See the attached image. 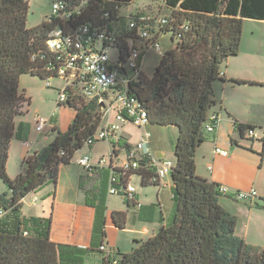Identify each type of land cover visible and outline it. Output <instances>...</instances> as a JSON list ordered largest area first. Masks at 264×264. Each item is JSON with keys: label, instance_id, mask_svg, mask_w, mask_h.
Here are the masks:
<instances>
[{"label": "trees", "instance_id": "16d2710c", "mask_svg": "<svg viewBox=\"0 0 264 264\" xmlns=\"http://www.w3.org/2000/svg\"><path fill=\"white\" fill-rule=\"evenodd\" d=\"M132 1L64 0L58 17H46L28 27L27 0H0V180L6 188L0 193V209L4 216L17 214L31 192L48 183L55 185L60 165L70 163L102 124L98 102L72 85L66 102L60 105L75 111L69 128L54 130L53 140L27 156L23 171L10 179L6 163L14 121L22 115L24 103H29L18 91L20 77L57 78L62 60L47 48L50 32H72L83 24L109 28L119 20V10ZM161 1L170 15L167 24L158 27V34L170 33L175 45L164 52L150 77L138 76L129 93L146 110L148 124L177 129L170 173L175 211L169 226L135 242L130 252L117 253V264H264V247L253 248L235 234L236 217L220 206L218 186L195 174V152L205 140L208 113L217 103L214 83L223 81L221 66L238 54L243 20L264 21V0ZM114 33V48L123 59L126 39L134 32L126 26ZM238 126L241 134L254 129ZM111 218L116 227H123V213L112 212ZM1 220L0 264H59L58 245L48 234L49 221L44 224L45 233L24 235L21 222L8 232ZM102 264L111 262L104 259Z\"/></svg>", "mask_w": 264, "mask_h": 264}, {"label": "crops", "instance_id": "0c3cea01", "mask_svg": "<svg viewBox=\"0 0 264 264\" xmlns=\"http://www.w3.org/2000/svg\"><path fill=\"white\" fill-rule=\"evenodd\" d=\"M49 15L50 8L43 20ZM250 21L254 20H243V36L238 54L230 57L220 68L223 81L214 83L217 103L208 115L216 114L219 124L213 133L204 129L205 140L195 152V174L218 187L228 188L227 193H219L218 200L226 212L236 217L235 234L251 247L261 249L264 247V46L261 38H254L253 30L244 33V24ZM250 26L248 24L247 27ZM148 50L150 49H144L143 52ZM59 80L61 87L62 80ZM235 80L245 83L238 84ZM23 81L21 79L19 84ZM29 105L30 113H24L22 109V115L14 121V136L6 163V173L10 179L23 171V161L27 156L46 146L48 132L58 129L61 131L57 121L51 123L52 111L46 110L42 112L45 116H40L38 108H32L30 101ZM55 107H58L56 101ZM31 109L37 112L31 113ZM34 115L47 119V132L45 129L43 133L35 131ZM104 123L105 119H102L101 127ZM238 125L254 127V136L249 137L247 130L241 134ZM131 126L133 127L129 123L124 124L117 134L115 154L122 158L116 159L113 164L119 165L123 160L127 150L123 145L132 147L140 140L144 131L150 134L149 145L156 157L164 158L168 154L167 146L159 147L152 140L151 132L154 129H149L148 124L143 128L136 127L138 132L129 135L126 130ZM256 130L260 132L259 135ZM239 140L249 142L250 145L242 144ZM98 142L105 141L94 144ZM92 146H87L88 155L78 156V150L70 163L60 165L56 184L48 183L35 191L40 192L39 200L34 197L24 205L27 196L34 193L31 192L22 200V207L17 214L1 218L4 230L13 232L18 222H21L22 230L28 235L45 233L44 224L49 221L48 234L50 240L58 245L59 264H102L107 255L99 250L102 244L107 247L111 258L119 259L117 253L130 252L135 242L154 236L160 228L169 226L173 220L176 202L170 175L158 185L146 182L144 185L141 177L134 174L131 184L135 191L131 200L122 194L109 195L108 167H101L89 175L77 163L82 156H88L92 163L104 157L97 158L92 153ZM111 148L112 144H108V153ZM216 148L227 151L228 156L215 154ZM173 150L174 147L172 152ZM257 166L259 168L256 169ZM227 173L233 177L227 176ZM135 178L139 179L138 183L134 182ZM251 189L257 191L259 198L248 201L234 198L236 191ZM114 196H117L118 201L114 200ZM24 206L29 208L27 216L24 215ZM112 212L124 214L122 228L115 226L111 218Z\"/></svg>", "mask_w": 264, "mask_h": 264}, {"label": "built area", "instance_id": "2783aa9c", "mask_svg": "<svg viewBox=\"0 0 264 264\" xmlns=\"http://www.w3.org/2000/svg\"><path fill=\"white\" fill-rule=\"evenodd\" d=\"M50 5V19L64 9V0H48ZM62 2V4H61ZM53 4L59 5L54 9ZM78 13V12H76ZM168 18H152L144 13L131 16L128 22V29L134 34L126 39V56L121 59L120 55L111 61L109 50L114 48L116 35L110 28H91L83 24L72 32H65L54 29L48 35L47 48L57 54L61 59V66L57 70V78L62 80L58 90L56 105L64 104L68 97L67 89L72 85L77 86L82 94L89 99H95L101 108L102 119H105L103 127L98 129L87 141L86 146L90 147L97 141H105L112 144L107 167L110 170L108 181V194H122L128 200L133 198L135 191L131 184V177L138 174L148 184L158 185L169 176L174 160L156 157L149 145L150 134L143 132L140 140L125 151L124 158L119 165L113 161L119 157L115 154L117 134L126 123L137 128H143L148 124L147 114L144 107L138 102L134 94L129 93L130 86L137 81L142 72L140 59L144 49H153L161 58L164 55L159 43L160 34L158 27L165 25ZM219 76H223L219 73ZM46 81L50 86V81ZM35 131L43 133L47 125V119L34 115ZM219 118L216 114H209L204 129L213 133L217 129ZM249 137L254 136V131H248ZM114 145V146H113ZM215 154L227 157L228 152L216 148ZM77 163L83 167L89 175L97 169L106 166L104 157L96 163H92L88 156L81 157ZM210 169V168H209ZM227 187H218V192L227 193ZM234 198L238 201L257 199L259 195L256 190L236 191ZM4 216L0 209V219ZM27 233H24L26 235ZM105 252L106 259L111 264H117L118 259L111 258L107 247L102 244L99 247Z\"/></svg>", "mask_w": 264, "mask_h": 264}, {"label": "rangeland", "instance_id": "374dc122", "mask_svg": "<svg viewBox=\"0 0 264 264\" xmlns=\"http://www.w3.org/2000/svg\"><path fill=\"white\" fill-rule=\"evenodd\" d=\"M48 2H49L48 0H29V10L27 14V26L28 27H32V26H35L41 23V21L43 20L44 16L46 15V13L48 12L50 8ZM138 12L145 13L153 17L155 16L156 18L169 17L170 15L169 9L164 5V3L161 0H133L129 5H127L126 7H122L119 10V20L117 22H113L109 24V28L112 31H116L118 28L126 27L128 25L130 17L134 16ZM248 24L251 26L247 27ZM244 25H245L244 33L246 34L248 31L253 30L255 32L254 38H257V39L261 38V40H263V46H264V22L254 20L250 22H245ZM158 43L162 51L164 52L170 50L175 45V42L171 41L170 33L160 34L158 38ZM143 53H142L143 55L142 56V61H143L142 72L146 76L150 77L153 74L158 62L160 61V57L156 54V52L153 49L144 51ZM109 56H110L111 61H114L119 56V51L115 48H111L109 50ZM21 79L22 81L23 80L24 81L18 84L19 93H22L24 95V98L30 101L32 108L34 109L38 108V110L40 111L38 112V114L40 116H45L42 112H45L46 110H50V112L52 111L53 120L51 121V123H54L55 121H57V124L60 126L61 132H65L69 128V125L74 117L75 111L73 108L68 107L66 105L55 107V101L58 96L57 89L60 87V84L58 82L60 80L57 78L51 79L49 81L51 87L47 88V83L44 80H40L38 78L31 77L29 75H23L20 78V80ZM30 108H31L30 105L28 106V104L25 102L23 105L24 113L26 111H29L30 113ZM32 112H37V110L31 109V113ZM48 127L49 126L45 128V132H47ZM148 127L149 129H152V130L154 129V131L151 132L152 140H154L155 143H157L159 147L163 146L166 148L167 146L168 154L164 156V158L172 159L173 158L172 148L174 147L175 141L177 138V129L172 126L161 127V126H156V125H151V124H148ZM56 131L48 132L47 134L48 142L46 143V145H48L53 140L56 134ZM58 131L60 130L58 129ZM135 132L136 133L138 132L135 126L133 127L131 126L130 128L126 130V133L129 135L131 133L134 134ZM257 133L259 135L260 132L257 131ZM239 142H241L242 144H247L248 146L250 145V143L246 141L239 140ZM91 150H92V153L95 154V156H97V158L104 156L106 163H107L106 166L108 165L109 154H108V144L106 142H98L94 144L91 147ZM88 154H89V149L87 146L80 149L77 152L78 156L88 155ZM119 158L121 159L122 156ZM259 160L260 159H258V161ZM257 168H259V166H257L256 169ZM227 176H230L231 178L233 177V175L228 174V173H227ZM134 182L138 183L139 179L135 178ZM46 187L51 189L50 185L49 186L47 185ZM4 190H6V188L4 184L2 183V181L0 180V193H2ZM39 193L40 192L38 191V192L31 193L29 196H27V199L24 205H26L31 198L36 197L39 200ZM114 200L118 201L117 196H114ZM23 210H24V215L27 216L28 215L27 212L29 208H26L24 206ZM263 246H264V243H263Z\"/></svg>", "mask_w": 264, "mask_h": 264}, {"label": "clouds", "instance_id": "9594fccd", "mask_svg": "<svg viewBox=\"0 0 264 264\" xmlns=\"http://www.w3.org/2000/svg\"><path fill=\"white\" fill-rule=\"evenodd\" d=\"M61 4H62V2H61ZM58 6H59V5H57V4H53V8H54V9L58 8Z\"/></svg>", "mask_w": 264, "mask_h": 264}, {"label": "water", "instance_id": "95a60500", "mask_svg": "<svg viewBox=\"0 0 264 264\" xmlns=\"http://www.w3.org/2000/svg\"><path fill=\"white\" fill-rule=\"evenodd\" d=\"M99 106H100V107H103V104H100Z\"/></svg>", "mask_w": 264, "mask_h": 264}]
</instances>
